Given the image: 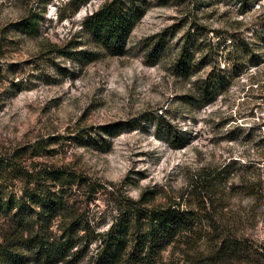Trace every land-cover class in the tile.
I'll list each match as a JSON object with an SVG mask.
<instances>
[{
  "label": "rangeland",
  "instance_id": "1",
  "mask_svg": "<svg viewBox=\"0 0 264 264\" xmlns=\"http://www.w3.org/2000/svg\"><path fill=\"white\" fill-rule=\"evenodd\" d=\"M103 1L89 0L72 14L69 0H0V152L51 141L46 148L53 152L37 159L99 184L94 199L86 197L84 185H74L71 201L93 215L100 229L116 213L112 189L134 199L153 189L158 194L150 203L157 204L191 191L189 181L198 168L237 159L264 175V38L255 36L264 0H249L243 7L225 0H147L124 55L106 54L82 32L84 16ZM43 7L39 35L12 30V24ZM168 26L175 35L151 64L145 44ZM192 27L213 41L226 37V44L227 34H237L248 43L252 61L227 91L202 107L185 95L192 94L209 66L189 78L172 69L181 36ZM50 48L54 51L44 52ZM158 116L176 130L185 129L189 143L173 149L154 127ZM117 127L124 129L107 134ZM79 134L84 144L75 138ZM230 205L246 208L250 201L236 198ZM256 221L243 224L244 230L264 244V216ZM179 241L167 246L156 264H190L192 254Z\"/></svg>",
  "mask_w": 264,
  "mask_h": 264
},
{
  "label": "trees",
  "instance_id": "2",
  "mask_svg": "<svg viewBox=\"0 0 264 264\" xmlns=\"http://www.w3.org/2000/svg\"><path fill=\"white\" fill-rule=\"evenodd\" d=\"M225 1L243 7L249 0ZM88 2L69 0L68 4L73 14ZM148 4L147 0H104L84 16L82 32L106 54L124 55L130 32ZM43 14L44 7L39 13L30 12L12 24V30L39 35ZM240 22L234 20L236 25ZM257 24L255 36L264 38V18ZM200 30L192 27L185 31L172 62L174 74L182 78L209 66L194 83L192 94L185 95L186 101L197 107L214 102L241 76L247 62H252L244 38L229 33L226 44V37L213 41ZM175 32L168 26L148 39L145 47L151 64L165 54ZM222 56L224 64L220 63ZM254 76L250 73V79ZM153 122L173 149L189 143L185 129L176 130L162 116ZM83 137L75 138L84 144ZM49 142L40 139L0 152V264H156L159 254L169 245L178 246L179 240L192 254L190 264H264V244L243 227L246 222H257L258 215L264 216V175L254 166H246V162L238 165L234 159L215 168H198L189 181L191 191L157 204L150 203L158 194L153 189L143 190L137 199L112 189L108 193H114L116 213L107 227L100 229L93 215L71 201L74 185H84L86 197L93 198L99 184L70 168L37 159L53 152L46 148ZM242 197L250 206L230 205L232 199Z\"/></svg>",
  "mask_w": 264,
  "mask_h": 264
}]
</instances>
